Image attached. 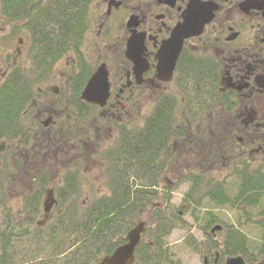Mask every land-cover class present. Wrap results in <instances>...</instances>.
Listing matches in <instances>:
<instances>
[{
	"label": "flooded vegetation",
	"instance_id": "af4514ba",
	"mask_svg": "<svg viewBox=\"0 0 264 264\" xmlns=\"http://www.w3.org/2000/svg\"><path fill=\"white\" fill-rule=\"evenodd\" d=\"M85 3L83 10L78 9L83 14L80 12L77 22L69 27L78 36L77 45H71L58 59L66 56L64 67L58 75L52 74L56 61L43 78L34 79L30 99L20 110V131L15 138L16 154L22 165L35 154H43L50 159L49 163L56 164V150L47 154L49 149L41 150V147L32 151V155L28 152L29 149L35 150V145H41L47 138L49 148L62 143L60 152L66 157L69 156V149H73L75 156L70 154L66 162L73 167L69 169L81 171L83 160L89 157L88 147L97 149L95 144L99 143V129L105 125L104 134L113 130L116 138L117 127L132 129L138 98L148 92L156 93L153 107L162 98L166 109L175 108L174 129L165 146L166 164L161 181L167 193L177 187L181 177L189 174H198L206 181L223 182L227 190L230 186L225 180L210 174V171H215L213 161L220 163L216 172L257 169L264 178V0H99L98 5H93L94 0H86ZM191 6L203 7L211 13L201 32L184 39L180 50L181 53L183 48L189 49L193 55L202 57L211 66L210 70H214L208 88H199L200 103H191L192 85L183 78L175 80V69L168 81L161 82L155 76L156 54L160 45L170 37L174 27L183 22L188 9H195ZM4 20L6 26H10L9 31L14 32L17 28L26 33L24 21ZM133 36L142 40V57L148 64L140 84L136 83L133 63L126 56L128 40ZM26 40V54L30 62L28 36ZM85 47L95 48L96 54L90 50L84 52ZM24 53L17 45L11 52L0 46V84L12 71L24 75L28 67L18 60V55ZM101 65L106 72L109 96L105 105L99 107L82 99L81 93L89 77ZM87 72L90 75L82 83L83 78L79 76ZM44 81H51L52 84L40 86ZM94 110L102 121L110 120L113 124H96L98 121L94 118V125L89 118ZM11 141L9 138L1 141L3 152L14 147ZM109 145L103 149L107 150ZM169 150L172 151L170 154ZM95 152L98 154L100 151ZM188 157L191 164H184L183 160ZM178 158L183 163L179 164V168ZM101 162L105 166L104 161ZM174 166H177L176 171ZM174 172L175 184L169 180ZM187 182L191 188V181ZM189 195V191L185 192L186 201L184 197L180 208L185 206L183 209H186ZM139 222L144 224L145 230L140 234L138 245L145 242L143 237L150 238L147 231L155 226ZM206 231L204 234L208 238L210 234ZM221 232L211 236L214 238ZM126 234L119 245L126 242ZM148 242L151 243L152 239L145 243ZM209 246L205 244L200 252L202 263L223 264L227 256H221L218 250Z\"/></svg>",
	"mask_w": 264,
	"mask_h": 264
},
{
	"label": "trees",
	"instance_id": "16d2710c",
	"mask_svg": "<svg viewBox=\"0 0 264 264\" xmlns=\"http://www.w3.org/2000/svg\"><path fill=\"white\" fill-rule=\"evenodd\" d=\"M85 2L86 0H0L2 17L7 21H24L23 28L30 39L31 56L24 75L12 71L0 84V142L9 138L14 144L12 149L5 150L0 156V214H3L0 216V257L7 260L9 253L15 255L10 246L12 238L23 232L21 225L16 227L9 222L12 212L7 197L2 194L3 183L15 180L16 176L20 177V170L25 167L31 176L36 171L29 173L31 168H45L43 170L48 172L47 168L54 165L43 154L39 157L37 154L30 156L25 165L20 163L15 138L20 131L19 113L30 99L34 79L37 81L38 78H43L63 52L71 45H77L78 36L69 27L77 22V15L81 12L78 9L83 10ZM209 67L211 68L202 57L193 55L189 49L183 48L181 51L174 78H183L192 85L191 103H200L199 88H208L209 80L212 82L214 70ZM89 75L87 72L79 76L80 79L83 78L82 83ZM169 109H166L164 100L160 98L145 116L141 127L129 129L116 126V141L107 150L98 153L105 164L104 171L108 179L105 183L106 193L92 196L86 207L80 208L77 202L83 194L81 171L75 168L62 174L61 185L54 189L55 209L49 233L51 247L48 249L46 264L97 263L122 243L125 233L137 222L143 211L147 210L146 219L151 218L155 224L154 228L147 231L152 242H141L137 246L133 264H159L164 260L162 238L167 233L168 226L156 206L162 197L160 192L164 189L160 183L163 180V166L166 164L165 146L174 129L175 108ZM42 143L46 145L48 139ZM60 148L56 150L57 161L62 156ZM42 149L48 150L49 145ZM40 170L37 172L38 177L31 181L30 191L21 200L20 211L24 212L23 219L27 225L31 222L33 224V220L40 214V204L47 192L48 174ZM233 173L237 182L234 192L229 187L226 190L223 182L211 179L206 181V178L198 177V174L185 177L191 181V194L203 189V196L217 206L259 208L264 198V178L261 173L257 169ZM163 195L165 196L164 193ZM260 208L264 215V208ZM217 223L225 228L221 232L222 239L217 242L208 235L209 247L218 250L223 257L241 255L246 264H256L259 261V264H264L260 259L264 258V219L256 221L260 226V233L254 238H249L243 232L241 220L225 224L210 212L203 219L202 228L207 230ZM31 246L37 249L36 244ZM28 248L31 249L30 246ZM24 252L26 251L21 253Z\"/></svg>",
	"mask_w": 264,
	"mask_h": 264
},
{
	"label": "rangeland",
	"instance_id": "374dc122",
	"mask_svg": "<svg viewBox=\"0 0 264 264\" xmlns=\"http://www.w3.org/2000/svg\"><path fill=\"white\" fill-rule=\"evenodd\" d=\"M98 5L99 0H94L93 5ZM92 5V10L93 6ZM4 21V22H3ZM10 26H6V22L2 15L0 14V46L3 47L5 51L11 52L15 49L16 45L18 48L24 53L22 56L18 55V60L24 67H29L30 62L26 54V44H27V34L24 32H21L19 29L13 30L14 32L9 31ZM9 32L8 35H6ZM6 35V36H5ZM5 36V37H4ZM9 36V37H8ZM18 40H21V43H18ZM95 48H84V52L90 50V52H93L94 55L96 54V51H94ZM88 53V52H87ZM89 54V53H88ZM65 58L66 56L62 57L59 61H57V64L52 71V74H59V71L61 68L65 65ZM4 70V66H2ZM1 74V73H0ZM114 72L111 74V79L113 78ZM0 75V82L1 80ZM54 82V81H53ZM44 83L48 84L51 83V81L42 82L40 86L44 87ZM156 99V93L150 94L148 92L144 93L140 98H138V103L136 106V112L134 113V118L132 120L131 125L132 129L141 127L144 121L145 116H147L155 102ZM90 120L93 121L94 118L97 119V123L93 121V124L95 125L101 122L112 123L109 121H102L99 115L97 114V110L93 111V114L89 117ZM125 117L122 118V121ZM114 122V118L111 119ZM113 124V123H112ZM105 125H103L99 129V143L95 144L96 150L102 151L104 150V147H107L109 144L113 143L116 139V133H113L110 131L109 133H105ZM114 128V127H113ZM93 137V135L91 136ZM48 142L46 145H49ZM45 144L42 143L41 145L37 146L35 145V150H28V152L32 155L33 152L39 150L41 147H45ZM63 144L62 143H56L55 147L51 146L49 148L47 154H51L52 150L59 149ZM101 145V146H99ZM110 146V145H109ZM171 148V147H170ZM101 149V150H100ZM43 150V149H41ZM93 146L88 147V153L89 157L88 159L83 160V167L81 166L80 170L82 171L81 179H82V190L83 194L79 197L77 200L78 206L80 208L86 207V205L91 200L92 196L97 197L101 194L106 193L105 189V183L107 182V176L104 171V165L101 157L99 154H97ZM33 151V152H32ZM172 152L171 150L168 151V154ZM66 153V152H64ZM35 154V153H34ZM74 154V150L68 151V155ZM40 155V154H38ZM69 156L66 157V154H62V156H59L58 161L55 162L56 164L52 165L49 168H47V171H44L43 168L40 170V168L34 169L31 168L29 173L31 171L36 170L34 173H31L32 175L27 173L26 170L28 168L20 170V177L18 178L16 176L15 180H6L4 181L3 186V192L2 194L7 197L9 208L12 212V215L10 214L9 222L11 225H14L18 227L19 225L21 231L23 232L22 235H16L12 238L10 246H12V250L15 251V255L12 253H9V259L7 260L5 257H0V264H46L48 262V249L51 247L50 244V226L53 223L52 217L54 214L55 209V195H54V189L56 186L61 185L62 183V174L64 172L70 171L73 168L71 164H67V159L69 160ZM61 157V158H60ZM173 158L175 156H172ZM172 158V159H173ZM171 159V161H172ZM179 159V158H178ZM175 160V158H174ZM182 159H179L178 161V168L179 164L181 163ZM184 164L190 163L189 157L187 160H183ZM212 163L216 164L214 165L215 171H210V174L214 176L217 179H223L226 181V183L229 184V188L234 192V189L237 186L236 178L233 175V173L226 172V171H218L216 172V169L219 168L220 163L218 161H213ZM191 164V163H190ZM69 166V167H68ZM177 166H174V171ZM56 168L58 171H56ZM30 169V168H29ZM38 170L41 172H47L48 178H47V192L43 195L41 204H40V214L33 220V224L27 225L25 223L24 218V212L20 211L21 206V200L23 196L28 193L31 188V181L34 178L38 177ZM199 168H197V171ZM195 171L196 173H198ZM201 172V171H200ZM184 173H182L183 175ZM185 176V175H184ZM181 177L183 180L185 177ZM176 178L175 172L173 173V177H170L169 180H174ZM179 180L177 183V187L172 189V192H170L169 197L167 198V189L161 190V200L157 202L156 208L159 209V212L164 217L165 222L168 226L167 233L162 238V247L164 260L160 264H203L202 263V255L201 250H204L205 244L208 246V238L206 237V234H204V231L202 228L203 219L206 217L207 212L212 213L218 220L221 222H224L225 224L230 223H236L237 220L242 221L241 228L243 232L249 237L254 238L259 235L260 233V226L256 223V221H259L262 219V208H264V198L262 200L261 206L259 208L253 207H243L241 208H233L230 205H223V206H217L216 204L208 201L203 196V189L200 191L189 195L190 199H187V207L186 209H183V207L180 208L181 203L184 204L186 201L185 192L189 191L190 189V183L187 182V180ZM9 181V183H8ZM175 184V183H174ZM172 184L171 186H174ZM163 184L160 183V186ZM32 190V189H31ZM165 194V196L163 195ZM184 202H183V198ZM264 197V195H263ZM170 200V202H169ZM168 205V206H167ZM48 208L47 211H45V208ZM1 213V211H0ZM148 214V210L145 212L143 211L141 217L138 218L137 222H134V224H137L139 221H144L146 224L153 226L152 219L147 220L145 215ZM153 214V212H152ZM0 216H3V214H0ZM8 222V223H9ZM131 226V229L135 225ZM221 224V223H220ZM222 225V224H221ZM130 229V230H131ZM209 232L208 230L206 231ZM127 233V232H126ZM125 233V234H126ZM29 239V240H28ZM217 242L221 241V233H217L214 238ZM143 241L147 242L150 241V238L143 237ZM31 244H36L37 249H33ZM30 246L31 249L28 248ZM44 249V250H43ZM26 251L24 253H21L23 251ZM43 250V251H40ZM206 251V248H205ZM264 262V258H260ZM220 261H223L219 258ZM10 261V263H8ZM2 262V263H1ZM23 262V263H22ZM260 262V261H259ZM259 262H256V264H259Z\"/></svg>",
	"mask_w": 264,
	"mask_h": 264
},
{
	"label": "water",
	"instance_id": "95a60500",
	"mask_svg": "<svg viewBox=\"0 0 264 264\" xmlns=\"http://www.w3.org/2000/svg\"><path fill=\"white\" fill-rule=\"evenodd\" d=\"M189 8L185 14L183 22L177 24L170 37L162 42L156 54V78L161 81H168L172 77L175 64L182 48L184 39L198 35L203 25L209 21L210 10L205 11L203 7L200 9L196 6ZM133 18L130 19L132 21ZM142 40L131 37L126 47V56L133 63V74L136 83L140 84L142 74L147 69L148 64L142 57ZM108 93V84L106 72L101 65L89 77L81 97L85 101L102 107L105 105ZM4 150V145L0 144V154ZM48 208H45L47 211ZM143 223H137L125 236L126 242L117 246L111 253L106 254L96 264H132L134 261V250L140 241V234L145 230ZM220 225H215L210 229V233L221 230ZM223 264H245L243 257L240 255L227 257Z\"/></svg>",
	"mask_w": 264,
	"mask_h": 264
}]
</instances>
